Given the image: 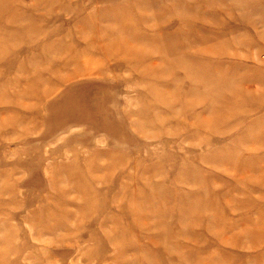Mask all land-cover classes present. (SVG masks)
I'll list each match as a JSON object with an SVG mask.
<instances>
[{
  "label": "rangeland",
  "instance_id": "obj_1",
  "mask_svg": "<svg viewBox=\"0 0 264 264\" xmlns=\"http://www.w3.org/2000/svg\"><path fill=\"white\" fill-rule=\"evenodd\" d=\"M0 264H264V0H0Z\"/></svg>",
  "mask_w": 264,
  "mask_h": 264
},
{
  "label": "bare ground",
  "instance_id": "obj_2",
  "mask_svg": "<svg viewBox=\"0 0 264 264\" xmlns=\"http://www.w3.org/2000/svg\"><path fill=\"white\" fill-rule=\"evenodd\" d=\"M95 95H96V94L93 93L92 91H90L89 94H87V95H81V96H80V99H78V100H79L80 102H85V104H83V105L79 104V107L81 108V111L76 110L75 112H76L77 114H78V112H79L80 114H82V113H84V112H87L89 117H90V115H94L93 112H94V113H98V112H96V111H92V110L89 108V103H91V102L93 101L94 97H96ZM84 96H86V97H84ZM83 99H84V101H83ZM91 99H92V101H91ZM89 101H90V102H89ZM86 103H88V104L86 105Z\"/></svg>",
  "mask_w": 264,
  "mask_h": 264
}]
</instances>
